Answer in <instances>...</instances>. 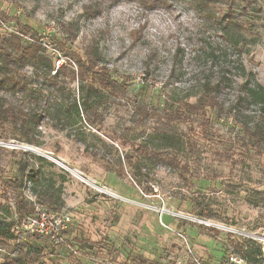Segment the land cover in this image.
Returning a JSON list of instances; mask_svg holds the SVG:
<instances>
[{"label":"rangeland","instance_id":"rangeland-1","mask_svg":"<svg viewBox=\"0 0 264 264\" xmlns=\"http://www.w3.org/2000/svg\"><path fill=\"white\" fill-rule=\"evenodd\" d=\"M88 1L0 0L1 34L30 27L56 65L98 46L99 66L126 86L123 97L103 91L96 97L102 118L93 126L86 121L80 81L62 74L63 89L50 95L47 63L24 69L31 80L26 92L0 91V109L20 105L30 93L40 104L24 101L26 110L56 104L66 111L73 99L80 106V118L71 111L67 128L45 119L27 134L9 126L0 131V226L11 224L15 237L0 238V264L25 250L32 264H264V140L256 146L242 130L245 122L264 128V112L251 105L239 118H228L229 89L224 110H209L206 133L200 115L171 127L163 115L183 101L196 102L204 81L233 64L224 24H216L224 3L163 0L148 9L120 0L88 18ZM239 5L237 17L254 24L241 59L264 87V0L249 15ZM69 26L75 38L64 31ZM30 37L24 42L32 43ZM138 103L161 114L142 119ZM132 144L148 146L150 153L169 149L180 166L144 157ZM21 199L33 203L32 216L70 217L63 243L23 227Z\"/></svg>","mask_w":264,"mask_h":264},{"label":"trees","instance_id":"trees-1","mask_svg":"<svg viewBox=\"0 0 264 264\" xmlns=\"http://www.w3.org/2000/svg\"><path fill=\"white\" fill-rule=\"evenodd\" d=\"M120 0H89L86 5L83 6V14L85 17L94 18L100 15L106 7L115 5ZM140 5L148 9L156 8L164 4L163 0H135ZM205 7L208 4L223 2L227 7L220 6L219 16L216 18V24L222 27V38L227 46L233 49L232 63L221 69L214 80L207 79L203 83L202 95L196 100V102L183 101L176 108L165 111L163 113L166 118V124L171 127L175 122H187L191 120V115H200V126L204 132L210 125V120L207 117L209 110L218 109L219 112L224 110L225 104L222 102V96L226 90H232L234 92L233 100L228 103L227 115L228 118H239L242 115L243 107L256 105L261 112H264V87L257 81L255 74L252 71H247L243 61L241 59L243 49L246 47V34L251 32L254 24L252 21L237 17V3L242 6L241 10L244 14L249 15V12H253V5L257 0H200ZM240 9V8H239ZM70 38H75L74 27L69 26L64 29ZM30 34L32 43H25L23 38ZM45 47L41 43V38L38 33L33 31L26 25H20L17 33L10 35H3L0 33V91L5 93H18L26 92L31 80H28V75L22 73L27 66H33L36 69L42 63H47L49 67V73L46 78L49 79L51 88L53 91L50 95L54 96L55 93H59L63 89V84L59 79L62 74L69 75L70 79L80 81L81 86L84 89L83 105L85 106L86 121L90 126L95 125L102 115L98 113V106L96 104V97L104 96L103 92L108 93L109 96L120 98L125 96L126 86L119 84L115 81L109 72V69L105 66H99L100 52L98 46L91 45L85 51L84 56L73 53L71 58H60L63 62L59 61L56 65L55 62L48 60L44 54ZM57 63V61H56ZM72 65H76L77 69H74ZM54 73V74H52ZM58 88H57V87ZM48 95V96H50ZM93 98L95 102H93ZM24 101H36L37 106L40 104L36 98L30 93L26 95ZM21 104L15 106L9 104L0 109V131L6 129L8 126L11 129H16L24 133L30 132L33 126H39L44 120H49L56 126L61 128H67L73 122V113L79 114L80 106L76 99L73 102L68 103L67 111L58 110L56 104L50 108L48 105L40 107L38 110H26ZM55 103L54 100L48 99ZM138 113L140 118L159 116L161 114L158 108L148 107L141 103H138ZM39 108V107H38ZM80 118V114L78 115ZM242 130L252 136V142L256 146L264 140V128L260 125H252L245 122L242 125ZM8 127V128H9ZM26 133V134H27ZM2 138V137H0ZM188 146L191 150H194V144L188 141ZM133 149L140 153L142 156H152L160 162L167 163L174 168L180 166L176 155L170 153L171 150L165 149L163 151H153L150 153L148 146L132 144ZM163 147H168L163 145ZM170 152H169V151ZM129 158V157H128ZM42 203H49L42 202ZM33 203L26 202L25 199H21L17 202L18 214L21 221L33 215L35 207ZM22 223V222H21ZM20 223V224H21ZM1 224V223H0ZM5 227L0 226V238L5 240H14L15 237L11 224H5ZM240 248V247H239ZM238 248V249H239ZM262 250L259 247V253ZM245 254H250L246 252ZM33 260L30 259V251H24L17 257H13L8 260L6 264H32Z\"/></svg>","mask_w":264,"mask_h":264},{"label":"built area","instance_id":"built-area-1","mask_svg":"<svg viewBox=\"0 0 264 264\" xmlns=\"http://www.w3.org/2000/svg\"><path fill=\"white\" fill-rule=\"evenodd\" d=\"M69 223L70 217L65 214L41 213L39 211L35 216L26 218L23 227L58 245L64 242V232Z\"/></svg>","mask_w":264,"mask_h":264}]
</instances>
